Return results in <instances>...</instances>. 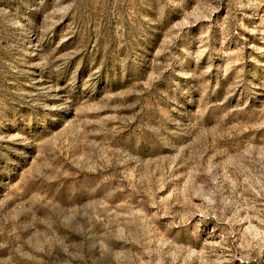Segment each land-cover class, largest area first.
Masks as SVG:
<instances>
[{"label": "rangeland", "instance_id": "rangeland-1", "mask_svg": "<svg viewBox=\"0 0 264 264\" xmlns=\"http://www.w3.org/2000/svg\"><path fill=\"white\" fill-rule=\"evenodd\" d=\"M0 264H264V0H0Z\"/></svg>", "mask_w": 264, "mask_h": 264}]
</instances>
